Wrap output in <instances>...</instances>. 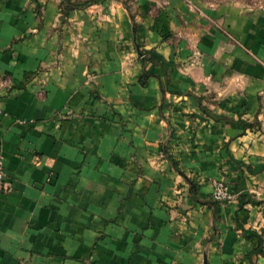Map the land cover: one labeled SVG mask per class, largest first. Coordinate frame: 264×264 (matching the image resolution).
I'll use <instances>...</instances> for the list:
<instances>
[{
	"label": "crops",
	"instance_id": "1",
	"mask_svg": "<svg viewBox=\"0 0 264 264\" xmlns=\"http://www.w3.org/2000/svg\"><path fill=\"white\" fill-rule=\"evenodd\" d=\"M59 4L0 0V264H247L257 240L234 217L264 232V4L99 0L63 21ZM213 180L234 193L215 211L189 192Z\"/></svg>",
	"mask_w": 264,
	"mask_h": 264
},
{
	"label": "trees",
	"instance_id": "2",
	"mask_svg": "<svg viewBox=\"0 0 264 264\" xmlns=\"http://www.w3.org/2000/svg\"><path fill=\"white\" fill-rule=\"evenodd\" d=\"M98 1L99 0H83L82 2H75V1H71V0H60L59 7H60L62 21L74 9L84 8V7H87L91 4L97 3ZM118 1H120L123 4V6L125 7V9L129 11L130 8H129L128 0H118ZM139 55H140L141 62L143 65L146 63V61H150L152 63L157 62V60L153 56H151L147 50L139 49ZM165 74H166V84H167V83H169V78L167 77L166 72H165ZM149 76H151V74L148 73L144 69V66H143L142 67V73L139 76L140 83L145 84L144 80L146 78H148ZM194 98L200 104V109L202 110V112L208 113L207 108L202 104V100L204 97L203 96H194ZM237 121L239 123H241L244 128H252L255 124V123L247 122V121L241 120V119H238ZM168 158L172 162L173 166L177 169L176 165L173 163L172 157L170 155H168ZM187 180H189V179H187ZM189 183H190L189 192H190L191 196L196 201H199L200 203L207 205L208 207L212 208L215 211V208L219 205V203L217 201L213 200L212 195L211 196L206 195L202 199H200L197 196L198 186L191 181H189ZM238 207L240 208V206H238ZM234 223H235L236 227L241 229V233H242L243 237H245L246 239L255 238L257 240V244L252 248L251 251H249L246 254V259L248 261L247 264H255V262L253 260L254 257L264 256V232L263 231H261V232H257V231L248 232L240 224V222L236 216L234 217Z\"/></svg>",
	"mask_w": 264,
	"mask_h": 264
},
{
	"label": "built area",
	"instance_id": "3",
	"mask_svg": "<svg viewBox=\"0 0 264 264\" xmlns=\"http://www.w3.org/2000/svg\"><path fill=\"white\" fill-rule=\"evenodd\" d=\"M4 180V171L2 161L0 159V190L3 189L2 182ZM212 198L219 204L230 202L234 198V193L229 190L228 185L221 180L212 181Z\"/></svg>",
	"mask_w": 264,
	"mask_h": 264
},
{
	"label": "rangeland",
	"instance_id": "4",
	"mask_svg": "<svg viewBox=\"0 0 264 264\" xmlns=\"http://www.w3.org/2000/svg\"><path fill=\"white\" fill-rule=\"evenodd\" d=\"M220 1V0H217ZM245 3H248L250 5L253 6H258V5H263L264 4V0H242Z\"/></svg>",
	"mask_w": 264,
	"mask_h": 264
}]
</instances>
